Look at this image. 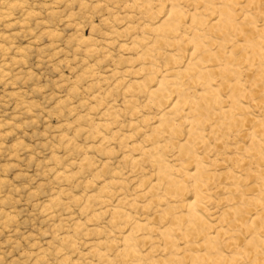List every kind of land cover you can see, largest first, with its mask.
<instances>
[{
    "label": "rangeland",
    "instance_id": "rangeland-1",
    "mask_svg": "<svg viewBox=\"0 0 264 264\" xmlns=\"http://www.w3.org/2000/svg\"><path fill=\"white\" fill-rule=\"evenodd\" d=\"M177 1L188 25L194 0ZM170 2L149 0L145 9L140 8L143 0H0V264H129L119 255L123 233L137 220L158 230L166 227L159 218L165 204L191 198L185 190L171 200L162 188L146 195L148 182L156 179L154 162L134 148L164 146L171 139L161 155L173 166L175 145L185 139L184 132L151 134L172 95L170 102L158 104L129 88L145 78L154 87L166 69L182 70L187 64V53L177 62L167 60L179 54L174 46L142 57L156 37L149 29L164 21ZM185 26L168 37H187ZM142 64L155 72H138ZM241 73L247 91L252 73ZM255 98L246 92L242 101L263 120L264 109L252 105ZM173 119L181 122L176 114ZM247 127L213 136L207 122L201 126L206 145L196 155L214 173L203 214L213 225L228 206L221 188L232 181L221 172L239 176L254 170L245 152L251 148L243 135ZM258 137L264 153V133ZM242 154L246 159L237 160ZM148 196L164 201L151 203ZM113 208L129 218L112 220ZM135 235L146 236L136 239L138 264L169 252L181 254L180 237L171 251H163L157 231L149 236L136 230Z\"/></svg>",
    "mask_w": 264,
    "mask_h": 264
},
{
    "label": "bare ground",
    "instance_id": "bare-ground-1",
    "mask_svg": "<svg viewBox=\"0 0 264 264\" xmlns=\"http://www.w3.org/2000/svg\"><path fill=\"white\" fill-rule=\"evenodd\" d=\"M148 1L143 0L140 8L146 9ZM177 2L171 0L164 21L149 29L156 35L152 42L155 47H146L142 57L149 56L152 51L158 54L164 45L174 46L179 54L170 55L167 60L177 62L182 58L180 54L187 53V64L182 70L166 69L159 80H155L154 87H149L152 79L145 78L140 83L135 81L129 88L144 91L158 104L170 102L168 99L172 95V104L161 113L151 134H185L184 141L175 145L177 163L173 166H169L161 155L170 144V138L164 146H134L141 152L139 156H148L155 166L156 179L148 182L146 195L162 188L166 198L171 197V200L180 197L185 190H189L191 198L165 204L159 211V218L167 221V226L162 229L135 221L120 239L119 255L122 259H129V264L140 263L142 257L136 250V239L146 236L136 237L134 231L144 230L149 236L158 232L163 251H171L177 237L183 245L181 254L169 252L161 259L150 260L149 264H264V153L257 139L264 133V119L250 114L242 101L244 94L249 92L257 96L251 104L264 109V0H194L195 7L189 15L188 25L184 23L187 14L179 9ZM254 15L262 18V25H258ZM181 26H185L189 35L171 39L170 36H174ZM146 70L152 73L155 67L142 64L138 72ZM242 70L252 73L247 91L240 80ZM213 77H219L217 84ZM175 114L180 117V123L174 121ZM204 121L209 124L213 136L222 131L229 133L235 127L248 126L243 135L249 139L251 148L245 152L253 158L254 164V170L245 175L235 176L229 170L221 172L232 181L221 188L226 192L222 200L228 206L221 212L216 225L203 214L208 182L214 173L196 155L198 147L206 145L201 133ZM245 155L236 159L243 161ZM129 162L136 164V157H131ZM250 177L255 179L254 182L240 184ZM150 198L151 203L159 205L164 201L153 196ZM110 215L112 220L129 218L119 208H113ZM78 229L79 225H75V230ZM223 246L234 251L226 254ZM154 248L152 245L151 249ZM92 253L102 256L99 249L92 250Z\"/></svg>",
    "mask_w": 264,
    "mask_h": 264
}]
</instances>
